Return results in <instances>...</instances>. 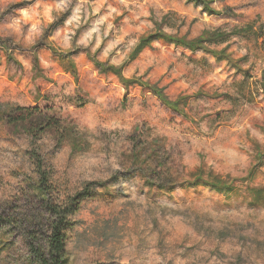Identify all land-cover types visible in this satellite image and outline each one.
Returning <instances> with one entry per match:
<instances>
[{
    "label": "rangeland",
    "instance_id": "rangeland-1",
    "mask_svg": "<svg viewBox=\"0 0 264 264\" xmlns=\"http://www.w3.org/2000/svg\"><path fill=\"white\" fill-rule=\"evenodd\" d=\"M250 24L247 36L210 44L217 56L164 39L138 49L157 34L186 42ZM262 27L264 0H0V202L29 206L35 179L31 139L4 115L51 107L88 142L77 153L54 133L38 142L56 195L101 185L74 217L70 264H264V206L249 199L264 188ZM154 86L185 98L178 111ZM138 128L162 141L182 186L160 192L129 171ZM253 166L230 194L193 181L200 168L239 180ZM2 247L0 264L25 256L16 233L1 232Z\"/></svg>",
    "mask_w": 264,
    "mask_h": 264
},
{
    "label": "trees",
    "instance_id": "trees-1",
    "mask_svg": "<svg viewBox=\"0 0 264 264\" xmlns=\"http://www.w3.org/2000/svg\"><path fill=\"white\" fill-rule=\"evenodd\" d=\"M211 14L222 13L211 10ZM253 25L236 29L230 33L221 31H204L203 35L191 42L176 41L162 34L150 37L148 41L141 42L139 51L147 43L155 39H166L170 42L179 43L193 52L202 50L217 56L219 53L209 46L210 44H224L232 37L247 36ZM260 34L264 36V27ZM222 52H225L222 51ZM95 64L103 68V64L95 61ZM108 70V68H107ZM111 70L121 75V70L112 67ZM128 84L134 80L125 81ZM154 94L169 108L176 111L177 107L185 98L171 101L162 89L157 86L151 87ZM52 108L40 106H17L4 115V121L15 132L24 133L31 139L33 145L35 179L31 182L30 195L26 196L29 206L17 205L13 202H0V233L6 235L16 233L21 236L25 243V256L18 260V264H70L67 253V245L72 229L75 227L74 217L80 212L82 204L93 197L97 191V183L89 184L81 193L61 201L56 195L50 182V175L39 159L40 146L38 142L46 134L54 133L61 147L65 142L72 144L74 153L83 151L88 146L84 134L76 127L66 124L59 117H54ZM182 113V112H181ZM183 114V113H182ZM132 149L126 156V163L131 172L141 174L150 189L160 192L169 191L182 186L174 175L172 157L165 145L158 138H145L140 129H136L131 137ZM262 157V155L260 156ZM256 173V167H252L248 176L239 180L221 177L212 172L208 174L200 168L194 174L195 184H205L216 190L232 193L239 183L243 186L250 183ZM249 199L253 206H264V188H254L249 192ZM9 242L4 243V245ZM5 247L0 248L4 250Z\"/></svg>",
    "mask_w": 264,
    "mask_h": 264
},
{
    "label": "crops",
    "instance_id": "crops-1",
    "mask_svg": "<svg viewBox=\"0 0 264 264\" xmlns=\"http://www.w3.org/2000/svg\"><path fill=\"white\" fill-rule=\"evenodd\" d=\"M167 37V36H166ZM167 38H169V37H167ZM233 38V37H232ZM149 40V39H148ZM148 40H145V41H148ZM160 40V39H159ZM163 40V39H162ZM165 41H168V40H166V39H164ZM175 40H176V38H175ZM197 40V39H196ZM176 41H182V42H185L184 41V39H177ZM192 40H190V41H186V42H191ZM193 41H195V40H193ZM143 42V41H142ZM229 42V41H228ZM228 42H226L227 44H228ZM152 43V41L151 42H149V43H147L146 44V46H144L141 50H140V52H142L146 47H149L150 46V44ZM171 43H173V44H176V45H178V46H182V45H179V43H174V42H171ZM225 43V44H226ZM141 44V43H140ZM183 47V46H182ZM139 48V47H138ZM186 48V47H185ZM186 49H188V48H186ZM190 50V49H189ZM191 51V50H190ZM191 52H193V51H191Z\"/></svg>",
    "mask_w": 264,
    "mask_h": 264
}]
</instances>
